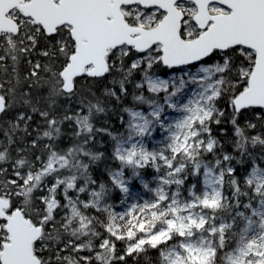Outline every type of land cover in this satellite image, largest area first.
<instances>
[{
  "label": "snow or ice",
  "instance_id": "obj_1",
  "mask_svg": "<svg viewBox=\"0 0 264 264\" xmlns=\"http://www.w3.org/2000/svg\"><path fill=\"white\" fill-rule=\"evenodd\" d=\"M0 264H264V0H0Z\"/></svg>",
  "mask_w": 264,
  "mask_h": 264
},
{
  "label": "trees",
  "instance_id": "obj_2",
  "mask_svg": "<svg viewBox=\"0 0 264 264\" xmlns=\"http://www.w3.org/2000/svg\"><path fill=\"white\" fill-rule=\"evenodd\" d=\"M111 122H112L113 124L116 123V117H115V116L111 117ZM154 255H155V253H153V256H154Z\"/></svg>",
  "mask_w": 264,
  "mask_h": 264
},
{
  "label": "rangeland",
  "instance_id": "obj_3",
  "mask_svg": "<svg viewBox=\"0 0 264 264\" xmlns=\"http://www.w3.org/2000/svg\"><path fill=\"white\" fill-rule=\"evenodd\" d=\"M119 210V209H118Z\"/></svg>",
  "mask_w": 264,
  "mask_h": 264
}]
</instances>
